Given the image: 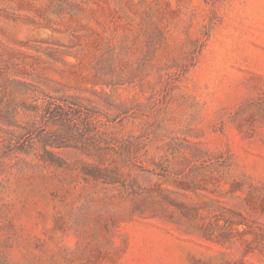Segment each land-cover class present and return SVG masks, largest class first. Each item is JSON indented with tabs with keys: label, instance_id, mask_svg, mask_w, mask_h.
<instances>
[{
	"label": "rangeland",
	"instance_id": "1",
	"mask_svg": "<svg viewBox=\"0 0 264 264\" xmlns=\"http://www.w3.org/2000/svg\"><path fill=\"white\" fill-rule=\"evenodd\" d=\"M45 93L97 141L38 123L65 164L0 174V264H264V0H0V127Z\"/></svg>",
	"mask_w": 264,
	"mask_h": 264
},
{
	"label": "trees",
	"instance_id": "2",
	"mask_svg": "<svg viewBox=\"0 0 264 264\" xmlns=\"http://www.w3.org/2000/svg\"><path fill=\"white\" fill-rule=\"evenodd\" d=\"M27 108L34 111L36 117L24 125L15 124L10 115L3 118L6 128L0 127V135L3 136L0 137V174L20 173L42 165L65 164L53 149L66 145L57 141V136L52 131L42 133L38 128V123L42 121L58 124L66 132L64 135L76 131L82 137L85 131L89 134L87 139L93 143L97 141L93 133L96 126L94 118L98 110L91 104H83L74 97L63 98L45 93L40 104ZM76 112H81L83 118L72 117ZM30 152L36 155L34 159L27 156ZM81 164L86 174L104 180L113 179L117 172L115 167L103 166L101 160L82 161Z\"/></svg>",
	"mask_w": 264,
	"mask_h": 264
}]
</instances>
